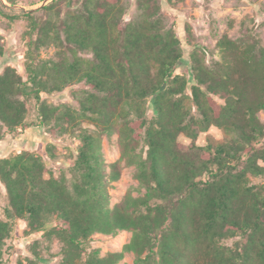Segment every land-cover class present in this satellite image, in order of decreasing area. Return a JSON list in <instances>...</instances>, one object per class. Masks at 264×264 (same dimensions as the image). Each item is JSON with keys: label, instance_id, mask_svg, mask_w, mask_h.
Instances as JSON below:
<instances>
[{"label": "trees", "instance_id": "16d2710c", "mask_svg": "<svg viewBox=\"0 0 264 264\" xmlns=\"http://www.w3.org/2000/svg\"><path fill=\"white\" fill-rule=\"evenodd\" d=\"M137 4L139 18L125 24L124 0H83L48 19L0 2L5 19L29 22L27 78L12 66L0 74V142L6 132L30 127L28 103L35 100L39 127L77 134L81 143L71 181L47 178L46 161L29 150L0 159L9 201L0 220V264L19 221L27 223V236L61 243L59 264H121L126 253L136 264H264V185L252 181L264 177V46L224 35L217 42L221 60L209 65L200 47L185 53L159 0ZM57 9L55 1L45 8ZM50 48L55 57H42ZM80 84L87 89L74 92L76 108L44 99ZM213 127L224 139L198 146ZM104 135H118L115 163L105 160ZM47 155L56 159L54 144ZM122 161L137 168L145 194L112 205L110 184L121 178ZM124 231L133 237L121 252L89 251L94 235ZM38 244L20 264H45Z\"/></svg>", "mask_w": 264, "mask_h": 264}, {"label": "rangeland", "instance_id": "374dc122", "mask_svg": "<svg viewBox=\"0 0 264 264\" xmlns=\"http://www.w3.org/2000/svg\"><path fill=\"white\" fill-rule=\"evenodd\" d=\"M7 1V0H6ZM13 6L20 9H10L17 13L27 9L36 13L40 19L56 18L58 12L64 15L69 9L76 10L83 0H13ZM57 2L59 9L48 12L46 7L53 2ZM162 7V14L165 17L168 28H173L177 35L182 39L185 53L188 49L200 47V52L206 55L209 65L220 61L221 57L217 50V42L224 35L231 39H257L264 46V0H159ZM127 14L124 18L125 24L136 21L139 18L137 0H124ZM45 5V6H43ZM36 9V10H35ZM35 10V11H34ZM29 22L26 19L9 21L0 15V36L6 50V56L0 58V74L6 66H12L26 79L25 55L27 52V33ZM56 50L50 48L42 53L44 58L55 57ZM85 58H91V54H83ZM182 73L190 77V70L185 67ZM85 84L70 87L63 94L44 96L50 104H66L77 107L73 94L78 90H86ZM219 102H221L218 99ZM29 115L28 125L30 127L21 133L10 134L6 145L0 146V159L12 157L24 150L34 152L41 156L47 163V178L52 173L56 178L65 175L70 181L73 178L72 168L75 165L78 149L81 145L77 134L70 133L65 135L53 134L45 127H39V116L36 101L28 103ZM149 118H153L152 111L148 113ZM264 122V112L260 114ZM85 128L89 125L84 124ZM9 133L4 134V139ZM20 135L22 137H20ZM224 139L223 132L213 127L208 133L202 134L197 140L198 146H205L209 141H221ZM188 146L191 140L181 136L179 140ZM54 144L57 147V157L50 160L47 155V146ZM103 152L108 164L115 163L121 159V149L118 135L102 138ZM146 148L143 144L138 150V155L146 157ZM121 178L117 182L110 184V195L112 205L119 203L127 194L138 197L145 194L135 175L136 167L128 166L125 161L121 162ZM254 184L264 185V177L253 178ZM9 201L7 191L0 181V220H6L5 210ZM55 223L49 225L51 228ZM27 223L19 221L15 227L13 236L5 246V264H20L26 261L33 254V244L38 242V251L43 256L45 264H59L62 260V245L56 240H46L42 234L27 236ZM132 232H119L116 235L96 234L93 236L89 251L98 250L101 255L121 252L132 240ZM239 237L227 240L224 244L232 246ZM121 264H136V256L133 253H126L125 259Z\"/></svg>", "mask_w": 264, "mask_h": 264}, {"label": "water", "instance_id": "95a60500", "mask_svg": "<svg viewBox=\"0 0 264 264\" xmlns=\"http://www.w3.org/2000/svg\"><path fill=\"white\" fill-rule=\"evenodd\" d=\"M49 1H52V0H49ZM0 2L4 6H6L7 8H10V9H20L21 8V7H17V6H13V5L9 4L6 0H0ZM43 6H45V5H43ZM23 12L26 13V14H29V13L33 12V10L32 11H28L27 9H23Z\"/></svg>", "mask_w": 264, "mask_h": 264}, {"label": "crops", "instance_id": "0c3cea01", "mask_svg": "<svg viewBox=\"0 0 264 264\" xmlns=\"http://www.w3.org/2000/svg\"><path fill=\"white\" fill-rule=\"evenodd\" d=\"M9 137H10V134L7 135L6 139H4L3 141L0 142V146H2V145L4 146V144L6 145V141L8 140ZM20 137H22V136L20 135Z\"/></svg>", "mask_w": 264, "mask_h": 264}]
</instances>
